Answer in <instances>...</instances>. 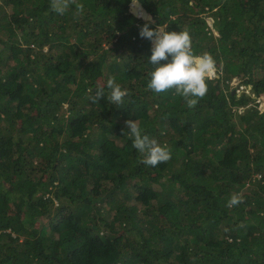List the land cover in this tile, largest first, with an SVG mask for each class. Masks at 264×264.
I'll list each match as a JSON object with an SVG mask.
<instances>
[{
	"label": "trees",
	"instance_id": "1",
	"mask_svg": "<svg viewBox=\"0 0 264 264\" xmlns=\"http://www.w3.org/2000/svg\"><path fill=\"white\" fill-rule=\"evenodd\" d=\"M133 1L0 0V264H264V0ZM145 25L215 59L195 108L148 89ZM129 119L170 161L141 162Z\"/></svg>",
	"mask_w": 264,
	"mask_h": 264
},
{
	"label": "clouds",
	"instance_id": "2",
	"mask_svg": "<svg viewBox=\"0 0 264 264\" xmlns=\"http://www.w3.org/2000/svg\"><path fill=\"white\" fill-rule=\"evenodd\" d=\"M71 5H75L78 12H83V5L77 3V0H50L51 9L60 15L68 11ZM139 34L154 43L150 63L155 67L150 74L148 89L156 94L174 89L188 108H195L208 92L206 81L216 75L215 59L209 53L196 55L187 31L168 32L163 27L153 30L145 25ZM161 61L169 62L162 64ZM106 87L110 90L107 95L108 101L116 106L122 105L124 98L129 95L128 90L122 89L114 77L107 80ZM95 93L93 103H97L100 97L105 96L103 87L97 89ZM125 125L128 129L127 134L133 140V148L143 155L141 160L143 164L156 167L170 161L171 151L167 145H162L156 138L142 135L141 128L134 120L125 121ZM241 202L242 197L234 194L228 202V207Z\"/></svg>",
	"mask_w": 264,
	"mask_h": 264
},
{
	"label": "rangeland",
	"instance_id": "3",
	"mask_svg": "<svg viewBox=\"0 0 264 264\" xmlns=\"http://www.w3.org/2000/svg\"><path fill=\"white\" fill-rule=\"evenodd\" d=\"M225 86L227 88L234 89L235 91H241V90L247 91V88L245 89V86L243 84H239V77H238V74L236 72L230 75V77L227 79ZM259 100L261 101L259 106L260 107L263 106V108H264V99L260 98ZM247 108L253 110V108L250 107L249 103L247 104Z\"/></svg>",
	"mask_w": 264,
	"mask_h": 264
},
{
	"label": "water",
	"instance_id": "4",
	"mask_svg": "<svg viewBox=\"0 0 264 264\" xmlns=\"http://www.w3.org/2000/svg\"><path fill=\"white\" fill-rule=\"evenodd\" d=\"M130 11L135 15V16H141L143 18H151V16L145 11V9L141 6L138 0H134L131 5H130ZM153 41L151 43V47L153 49ZM236 92L234 89H231V93ZM264 109V108H263Z\"/></svg>",
	"mask_w": 264,
	"mask_h": 264
}]
</instances>
